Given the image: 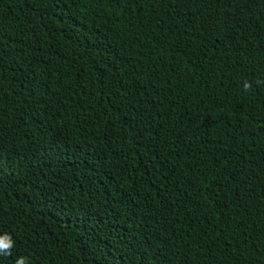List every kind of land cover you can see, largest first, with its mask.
<instances>
[{"label":"trees","instance_id":"obj_1","mask_svg":"<svg viewBox=\"0 0 264 264\" xmlns=\"http://www.w3.org/2000/svg\"><path fill=\"white\" fill-rule=\"evenodd\" d=\"M0 264H264V0H0Z\"/></svg>","mask_w":264,"mask_h":264},{"label":"snow or ice","instance_id":"obj_2","mask_svg":"<svg viewBox=\"0 0 264 264\" xmlns=\"http://www.w3.org/2000/svg\"><path fill=\"white\" fill-rule=\"evenodd\" d=\"M0 247H3L2 245H0Z\"/></svg>","mask_w":264,"mask_h":264}]
</instances>
